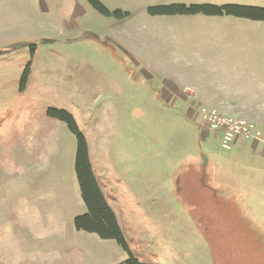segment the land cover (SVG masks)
<instances>
[{
    "label": "rangeland",
    "instance_id": "obj_1",
    "mask_svg": "<svg viewBox=\"0 0 264 264\" xmlns=\"http://www.w3.org/2000/svg\"><path fill=\"white\" fill-rule=\"evenodd\" d=\"M101 1L129 14L88 0H0V264L128 257L115 239L76 228L87 211L77 141L50 107L75 116L142 261L264 264V20L148 12L264 0ZM170 84L210 96L173 101ZM199 106L247 119L258 138L224 149Z\"/></svg>",
    "mask_w": 264,
    "mask_h": 264
},
{
    "label": "trees",
    "instance_id": "obj_2",
    "mask_svg": "<svg viewBox=\"0 0 264 264\" xmlns=\"http://www.w3.org/2000/svg\"><path fill=\"white\" fill-rule=\"evenodd\" d=\"M98 11L107 15L123 17L129 14L120 8L110 10L101 0H88ZM151 14H197L224 15L233 14L252 19L264 20V7L239 4H213V3H171L166 5L149 6ZM35 49V43L32 45ZM28 69L24 74L27 78ZM49 115L62 119L67 123L70 131L77 141L75 156V171L82 198L87 211L75 217V226L79 230L95 232L102 238L115 239L128 253V257L118 264H151L142 261L134 254L126 239L124 231L118 221L116 213L109 203L101 184L99 183L90 159L89 144L83 131L80 129L75 116L66 109L50 107Z\"/></svg>",
    "mask_w": 264,
    "mask_h": 264
},
{
    "label": "built area",
    "instance_id": "obj_3",
    "mask_svg": "<svg viewBox=\"0 0 264 264\" xmlns=\"http://www.w3.org/2000/svg\"><path fill=\"white\" fill-rule=\"evenodd\" d=\"M197 117L209 130L221 137V145L226 150L232 149L238 139L257 137V129L253 123L244 118L222 115L214 108L199 106L196 110Z\"/></svg>",
    "mask_w": 264,
    "mask_h": 264
},
{
    "label": "crops",
    "instance_id": "obj_4",
    "mask_svg": "<svg viewBox=\"0 0 264 264\" xmlns=\"http://www.w3.org/2000/svg\"><path fill=\"white\" fill-rule=\"evenodd\" d=\"M166 89H167L166 91L168 92V95H169L170 99H172L173 101L176 100V101H179V102H185V101L189 100V98H191L193 100H196V101L197 100L204 101L205 97H209L210 96V94L207 95V94H205L203 92H197V91H194V90H190V91H187V92L185 91L184 92V89L181 90V88L178 85H175V84L174 85L170 84L169 87H167ZM203 91L205 92V90H203ZM191 94L194 96V98H192ZM207 99H210V98H206L205 100H207ZM215 99L221 100L222 98L215 97ZM242 140L247 142L245 145H248V144L253 145L252 142H248L249 140L241 139V141ZM241 143L243 144V142H241ZM241 143H240V146H243V145H241Z\"/></svg>",
    "mask_w": 264,
    "mask_h": 264
},
{
    "label": "water",
    "instance_id": "obj_5",
    "mask_svg": "<svg viewBox=\"0 0 264 264\" xmlns=\"http://www.w3.org/2000/svg\"><path fill=\"white\" fill-rule=\"evenodd\" d=\"M48 41H49L48 38H45V39H44V42H48ZM205 162H207V157H205Z\"/></svg>",
    "mask_w": 264,
    "mask_h": 264
}]
</instances>
